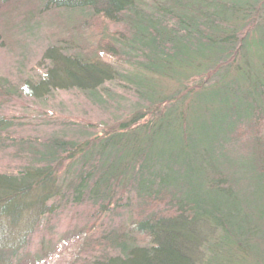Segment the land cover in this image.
Listing matches in <instances>:
<instances>
[{
    "label": "trees",
    "instance_id": "trees-1",
    "mask_svg": "<svg viewBox=\"0 0 264 264\" xmlns=\"http://www.w3.org/2000/svg\"><path fill=\"white\" fill-rule=\"evenodd\" d=\"M42 7L123 32L102 38L92 55L49 46L46 72L25 82L27 93L75 90L107 106L114 92L105 85L121 82L137 101L116 131L64 129L41 147L17 144L28 162L0 173V221L27 222L22 238L0 237V264L28 244L41 217L82 205L88 220L103 218L89 234L87 264H264V0ZM13 125L0 118V146Z\"/></svg>",
    "mask_w": 264,
    "mask_h": 264
},
{
    "label": "rangeland",
    "instance_id": "rangeland-1",
    "mask_svg": "<svg viewBox=\"0 0 264 264\" xmlns=\"http://www.w3.org/2000/svg\"><path fill=\"white\" fill-rule=\"evenodd\" d=\"M43 3L44 0H0V84L6 79L4 89L0 87V118L14 124L3 133L6 140L0 146V173H15L27 161L26 152L18 149L20 141L30 140L41 147L52 134L64 129L72 135L84 128L94 135L116 131L119 120L128 118L137 101L132 90L121 82L105 85L114 92L107 106L92 104L75 90H56L41 98L26 92L25 82L35 83L46 72L48 61L43 57L49 46L69 45L92 55L107 35L123 32L122 26L101 18L44 9ZM99 54L106 61H115L110 54ZM249 183L253 203L258 199V187L254 180ZM83 206L68 211L60 208L41 217L34 232L25 237H29L28 244L15 254H5V264H87L94 255L88 246L89 234L103 218L88 220L89 211ZM26 222L25 218L15 224L0 221L1 239L22 238ZM131 235L139 244L148 241L132 230Z\"/></svg>",
    "mask_w": 264,
    "mask_h": 264
}]
</instances>
